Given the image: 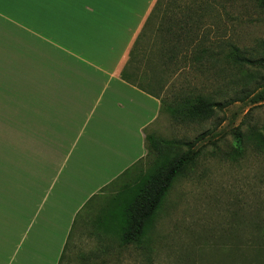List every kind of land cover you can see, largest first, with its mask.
<instances>
[{
	"label": "rangeland",
	"instance_id": "rangeland-1",
	"mask_svg": "<svg viewBox=\"0 0 264 264\" xmlns=\"http://www.w3.org/2000/svg\"><path fill=\"white\" fill-rule=\"evenodd\" d=\"M220 2L223 7L210 10L192 36L220 63L205 57L197 65L188 58L174 72L162 74L163 88L157 90L160 118L145 130L146 135L175 142L176 147L177 142L193 143V163L173 180L146 224L147 233L128 239L122 230L128 222L118 209L137 194L142 179L153 169L154 153L146 152L126 175L80 206L60 264H264V248L252 247L264 238V151L255 147L251 137L254 131L264 133V59L259 60L258 48L264 41V0ZM155 26L144 30V51L162 41ZM216 35H222L220 45L214 43ZM231 46L255 64L238 69L225 57ZM42 59L52 65L48 58ZM146 61L139 56L133 63L139 74L145 72ZM198 94L217 104L210 119L190 122L170 115L168 106L175 97L182 100ZM22 97L0 95V116L7 115L9 121L0 122V166L16 168L18 177L24 175L27 151L42 156L34 153L40 151L35 141L40 127L38 122H25ZM96 114L90 122L71 125L69 137L79 127L81 133L71 156L73 165L61 175L44 207L50 215L74 209L93 184L114 175L132 156L130 152L139 151L135 122H94ZM178 150L163 149L166 154ZM102 222L115 229L103 230Z\"/></svg>",
	"mask_w": 264,
	"mask_h": 264
},
{
	"label": "crops",
	"instance_id": "crops-1",
	"mask_svg": "<svg viewBox=\"0 0 264 264\" xmlns=\"http://www.w3.org/2000/svg\"><path fill=\"white\" fill-rule=\"evenodd\" d=\"M155 1L0 0V95L23 96L25 122L40 127L34 153H42L26 152L19 177L0 166V264H60L80 206L146 155L145 130L160 118V99L121 72ZM95 112L94 122H135L139 151L74 209L50 215L44 207L73 165L81 133L79 127L69 137L71 125L90 122ZM0 122H9L7 115Z\"/></svg>",
	"mask_w": 264,
	"mask_h": 264
},
{
	"label": "trees",
	"instance_id": "trees-1",
	"mask_svg": "<svg viewBox=\"0 0 264 264\" xmlns=\"http://www.w3.org/2000/svg\"><path fill=\"white\" fill-rule=\"evenodd\" d=\"M178 1H155L142 30L129 51L128 62L121 72L123 81L157 99H160L157 90L163 88L162 74L166 71L174 72L176 67L185 64V60L188 62V58H191L189 60H193V63L197 65H202V60L205 57L220 63L218 57H211L212 51L209 48L202 47L204 44L199 43L194 38L207 14L216 11L218 7H223L221 0H182L176 4ZM232 1L227 0L229 4H232ZM156 21L159 22V25H156ZM154 26L156 27L154 32L158 33L162 41H158V45L151 43L144 51L141 47L145 38L144 30ZM220 40H223L222 35H216L214 43L220 45ZM191 46L193 49L188 50ZM258 48L262 53L259 60L262 61L264 59V41L259 43ZM180 53L183 55L179 58ZM139 56L147 59L143 74L138 73L139 66L133 65ZM225 57L238 69L245 65L255 64L253 58L243 56L235 46H231V50L225 54ZM181 58L183 60H180ZM171 65L174 66L171 67ZM173 67H175L174 70ZM174 100V103L168 106L170 115L190 122H202L210 119L217 105L209 97L201 94L195 97L188 96L182 100H177L175 97ZM251 137L255 147L264 151V133L254 131L251 133ZM239 143L240 141L238 145ZM175 144L171 141L164 143L163 140L152 134H145L146 152L154 153L156 160H154L153 169L149 171V175L144 180L142 179L141 185L137 188V194L126 202L122 209H118V213L123 214L125 221L128 222V225L122 228L125 237L128 239H137V236L147 233L146 224L153 218L160 203L167 195L173 180L193 163V143L177 142V147ZM167 146L171 148L174 146L176 150L179 149V152L166 154L163 149ZM139 161L125 170L118 178L126 175ZM100 224L103 230L115 229L110 222ZM256 242L258 243L252 247L264 248V238ZM61 260L62 257L60 263Z\"/></svg>",
	"mask_w": 264,
	"mask_h": 264
}]
</instances>
